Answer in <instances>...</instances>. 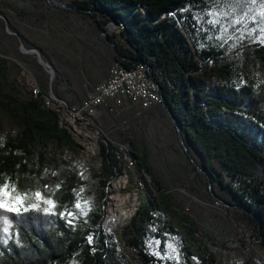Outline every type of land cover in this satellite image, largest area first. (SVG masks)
<instances>
[{
    "label": "trees",
    "instance_id": "16d2710c",
    "mask_svg": "<svg viewBox=\"0 0 264 264\" xmlns=\"http://www.w3.org/2000/svg\"><path fill=\"white\" fill-rule=\"evenodd\" d=\"M203 1L77 0L74 9L102 23H119L123 46L110 41L115 62L147 68L184 154L209 187L216 183L228 193L264 251V45L229 59L220 49L190 44L194 30L179 12ZM6 71L0 58V186L7 184L17 194H41L50 187L56 211L70 209L80 179L63 154L76 152L77 145L58 115L40 108L39 100L28 94L22 101L4 98ZM98 152L104 165L116 168L120 163L108 144L100 143ZM131 156L159 200L143 197L123 230V248L104 240L91 249L87 236L94 233L97 216L69 227L56 215L46 219L38 209L0 210V264H168L143 252L142 226L152 224L155 211L168 213V201L144 157Z\"/></svg>",
    "mask_w": 264,
    "mask_h": 264
},
{
    "label": "rangeland",
    "instance_id": "374dc122",
    "mask_svg": "<svg viewBox=\"0 0 264 264\" xmlns=\"http://www.w3.org/2000/svg\"><path fill=\"white\" fill-rule=\"evenodd\" d=\"M57 1L60 6L48 0H0V58L7 66L4 98L22 101L35 85L41 94L78 103L106 79L115 62L110 41L123 46L119 26L75 10L77 0ZM179 14L182 22L189 19L194 33L188 40L196 48H217L224 57L237 59L247 48L264 45V0H204ZM68 135L77 150L63 156L80 179L72 208L56 211L50 187L39 197L7 188L10 195L2 198L13 204L20 195L23 203L15 205L20 210L38 209L46 219L56 215L69 227L88 224L97 216L95 231L87 236L91 249L104 240L123 248V230L143 197L159 200L158 191L133 161L131 153H137L169 205L168 213L151 214V225L142 224L145 254L168 264H264V251L249 220L232 207L234 201L224 189L216 183L209 187L190 163L159 103L145 111L128 102L100 110L91 126L81 125ZM100 143L117 152L116 168L103 164ZM189 155L198 162L193 152Z\"/></svg>",
    "mask_w": 264,
    "mask_h": 264
},
{
    "label": "built area",
    "instance_id": "2783aa9c",
    "mask_svg": "<svg viewBox=\"0 0 264 264\" xmlns=\"http://www.w3.org/2000/svg\"><path fill=\"white\" fill-rule=\"evenodd\" d=\"M28 95L39 100L40 108L70 111L89 126L100 110L122 107L124 102L136 106L140 111L148 110L159 103L157 90L147 75V68L140 63L123 68L114 62L108 69L106 79L95 85L78 103L41 94L35 85L29 89ZM136 185L139 190L144 188L143 181L139 178Z\"/></svg>",
    "mask_w": 264,
    "mask_h": 264
},
{
    "label": "bare ground",
    "instance_id": "6f19581e",
    "mask_svg": "<svg viewBox=\"0 0 264 264\" xmlns=\"http://www.w3.org/2000/svg\"><path fill=\"white\" fill-rule=\"evenodd\" d=\"M117 26H119V28H120L119 23H117ZM147 75H148V73H147ZM149 78H151V77H149ZM152 81H153V79H152ZM153 84H154V86H155V88L157 90V87H156V84H155L154 81H153ZM158 95L159 94L157 92V99L160 101ZM48 110H51V111L55 112L58 115L61 127L67 129L70 133L71 132H76L78 130L79 126L86 125V123L84 121L79 119L77 116H75L70 111H66V110H63V109H48Z\"/></svg>",
    "mask_w": 264,
    "mask_h": 264
},
{
    "label": "snow or ice",
    "instance_id": "6c2138e0",
    "mask_svg": "<svg viewBox=\"0 0 264 264\" xmlns=\"http://www.w3.org/2000/svg\"><path fill=\"white\" fill-rule=\"evenodd\" d=\"M253 2H255V0H253ZM8 188V185L5 184L2 187H0V209H3L5 211L8 212H15V213H19L20 209L19 207L15 206L16 204H22L23 203V198L20 195L15 196L14 199V203L13 204H9L5 199H3L2 197H8L10 195L9 191H6V189ZM11 191H15V189L13 188ZM36 196L39 197L40 193H36ZM46 203L48 204H52L51 201H46ZM80 205L77 204V207H79ZM30 207L32 208H37L38 205L36 204H31ZM27 210V209H25ZM5 223H7V218H5ZM7 230V229H5Z\"/></svg>",
    "mask_w": 264,
    "mask_h": 264
},
{
    "label": "water",
    "instance_id": "95a60500",
    "mask_svg": "<svg viewBox=\"0 0 264 264\" xmlns=\"http://www.w3.org/2000/svg\"><path fill=\"white\" fill-rule=\"evenodd\" d=\"M48 2H49L50 4H56V5L60 6L57 0H48ZM111 23H113L114 25L117 26V22H116V21H113V22H111Z\"/></svg>",
    "mask_w": 264,
    "mask_h": 264
}]
</instances>
